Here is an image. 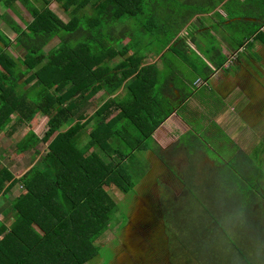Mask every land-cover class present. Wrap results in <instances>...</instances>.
Returning <instances> with one entry per match:
<instances>
[{
	"label": "trees",
	"instance_id": "1",
	"mask_svg": "<svg viewBox=\"0 0 264 264\" xmlns=\"http://www.w3.org/2000/svg\"><path fill=\"white\" fill-rule=\"evenodd\" d=\"M14 1L29 20L13 7ZM55 1L67 21L49 7V0H0V22L14 33L11 40L0 27V132L26 127L13 151H31L33 159L19 177L0 159V205H5L0 264L89 263L98 254L96 240L122 224L118 217L124 213L111 189L137 193L123 164L130 154L120 147L128 144L132 153L148 149L146 140L153 142L152 132L174 109L185 108L200 76L207 78L228 62L227 55L205 41L210 30L199 32L197 26L186 33L200 14L224 0ZM234 10H224L227 20ZM258 22L262 26L264 17ZM11 42L16 55L8 49ZM167 52L192 80H175ZM151 56L162 66L149 61ZM44 117L47 129L40 136L34 129ZM42 142L44 150H37ZM166 151L171 155L169 149L160 154ZM14 188L19 189L15 195ZM206 213L202 223L166 226L178 241L177 264H252L232 237L238 256L223 259L222 249L231 246L228 235L213 212ZM166 217L168 224L176 220L171 210Z\"/></svg>",
	"mask_w": 264,
	"mask_h": 264
},
{
	"label": "rangeland",
	"instance_id": "2",
	"mask_svg": "<svg viewBox=\"0 0 264 264\" xmlns=\"http://www.w3.org/2000/svg\"><path fill=\"white\" fill-rule=\"evenodd\" d=\"M49 1V7L63 21H67L69 18L67 13L63 9H60V7L57 5L58 3L55 0ZM262 1L263 3L261 4ZM235 2V0H228L226 4L221 6V10L224 12V10L226 9L234 8L235 4H237ZM255 5L257 6L254 10L253 8ZM13 7L17 11H19L21 16L25 20L30 19L29 14L18 1L13 2ZM186 7L188 6L184 5V8ZM257 8L261 9V12H258ZM233 16L234 17L230 20H225V17H219V15L217 14L213 15L212 18L204 17L202 23H211V29L217 33L215 34L214 32H212L210 38H206L205 41L207 43L211 41L208 46H211L213 44L220 45V39L218 38V35L227 33L230 38L232 37L231 40L234 42L235 50H237L239 47L238 43L243 42L241 44L242 50H240L237 55L239 56V58H246L247 54H249V57L245 61L247 63L246 66L248 69V74L254 75L256 78H259L258 82L262 84V96H264V62L260 58V54L258 53V51L256 49H252L251 47L252 40H263L264 43V30H260L261 23L251 21L230 22L235 18H251L256 20L264 17V0H247L244 5L240 6V8H235V10L233 11ZM212 19H218L219 21L217 23H212ZM0 27L2 30L7 32L10 39L13 40L14 33L9 28H7V26L3 22H0ZM196 27V23H191V25L187 27L186 33H188L187 31L190 30H196ZM197 31H201V29ZM255 32L257 34H254ZM163 39L164 38L161 37V40ZM126 41L127 39H124L123 42ZM12 42L10 43L11 45L8 47V49L10 50V52L16 55L14 44ZM55 42H57L56 39L53 40L49 45H47L45 50H49V48H51V46H53ZM156 43L158 44V41H156ZM226 55L230 59L232 53H227ZM166 56L168 62H171L172 65L176 68V75H178L176 76V81H179L183 78L187 80L193 79V75H186L188 71H184L183 66L178 67V64L176 63L177 57L172 56L170 52H167ZM117 60L119 59H112L113 62H116ZM155 60L161 67L162 65L159 62L158 58L151 56L149 59V61ZM164 73L167 74L166 72ZM164 73L161 74V77H164ZM199 83L200 81L198 82V84ZM240 91L243 92L241 89ZM159 95H161V92L159 93ZM196 95L205 99L202 110L207 113L208 109L216 110L219 107L226 109L221 113L224 114V116L221 115V117H219L220 119L216 118V122L214 121L213 123L212 119H210L209 121L207 120V118H209V115L201 114V116H193V119L190 120V124L196 131L185 132L182 136H180L178 143L169 148L171 154L177 155L178 158H182H179L181 161V169H185V166L187 168V162H189V166L195 168L194 171L190 170V172H188L185 170L179 172L177 170L178 164H180L177 162L178 159L175 160L176 158H169L170 154H168L167 151L163 153L164 155L159 154V156L161 157L159 159H162L165 167L169 172L171 171L170 173L175 179H177L178 176L183 179L191 178V180L189 181L184 179L186 190L184 191L185 193H182V195L186 194V196L182 198L184 206L179 207L177 210H175V213L178 216V218L176 219L180 221L179 223H182L181 219H184L183 221H186L187 223L196 224V216L198 218V222H200V220L204 221L207 216L206 211L210 209L211 212H213L214 217L218 219L217 222H220L219 226L222 227V229H224L225 233L228 235V237H226V240L230 245L231 241L229 239L230 237H232V229L236 232V234L238 232L245 238V251H247V249L248 251H253V246L256 244L259 238L263 237L264 234V117L260 119L257 118L255 119L256 122L251 126H246L244 122H241V117L235 116V111H233L231 107L227 106V103L224 102L219 92L216 91L213 87H207L203 85L196 91ZM176 96L177 94L175 95V97ZM206 98H209L207 99L208 101L206 100ZM229 103L230 102H228V104ZM204 120L208 121V123L206 122V124H204ZM46 121L47 117L42 118L39 124L34 129L40 136H42L44 131L47 129ZM217 123H219L221 126L222 124L225 126L231 125L233 123L232 125L234 128L219 127L220 125L217 126ZM173 125L174 124H172V126ZM210 126H213L214 129L212 133L210 132ZM26 129V127L18 128L15 129L14 132L12 131L11 134L7 133V138L5 136L2 137L3 142L5 141V150L4 152L0 150V159L10 160V156L12 162L21 159L20 161L24 163L23 168H25L29 165V163L32 162L33 159L31 157V151L30 153H21L18 156L16 155L17 153H15L16 151H13L16 141H18L22 137ZM231 137H234L239 147L236 145L235 141L231 140ZM150 141L151 140H146V142L144 143L147 145L148 149L153 148V143ZM45 146L46 143L42 142L37 146V150L43 151ZM198 147L201 148L199 150H201L203 155L206 156V159L209 162H212L213 166L215 167L213 173H211V171L206 168L205 172L208 174V176L207 180H203V178V181L199 179V175L196 176L195 171H197L199 167H205V165H203L202 161L199 162L201 160L200 158L198 161H192L193 157L196 156V149ZM7 148L9 150H7ZM19 148L21 147L18 146L17 151L19 150ZM120 148L122 152L130 154L128 156V159L124 160L123 164L128 173V178H130L132 181H135V186L138 187L141 184L143 178L150 171V168L146 167L148 163L146 150L148 149H138L132 153L131 146H128V144L123 145ZM29 157L30 159H26ZM37 158L39 157H36V159ZM144 162L147 163L145 164ZM9 168L13 171L16 177H19V175L24 173L18 170L17 165L10 166ZM241 173L244 177L241 175ZM175 175L178 176L176 177ZM194 179L197 184L202 182L199 187L200 194L199 192H194V190L191 189L193 187L192 180ZM163 188L164 187L159 185V190H163ZM13 190L14 192H12V194L15 195L19 189L17 188L15 190L14 188ZM111 191L117 197L115 200L117 201L118 206L122 208V211L124 213L123 216L119 215L118 217V220L122 224L119 227L117 226V228L113 227V229L109 231L107 230L106 232H104V235H102V237L96 240V243L99 246L98 254L92 259L93 261L91 260L92 262L90 261L91 263L89 262L87 264H110V262L113 261L115 257L114 248L115 246H118L119 241H121L119 238L123 234L122 230L127 223V216L134 205L133 203L135 201L136 194L128 192L124 195L115 187L113 190L111 189ZM246 191L251 194L246 193ZM196 195L198 196L199 200L198 198L196 199ZM187 201L188 204L186 205ZM211 202L213 203L211 204ZM253 206H256L257 208L251 210L250 207ZM3 208H5V205H0V219L2 221L4 220V212L2 210ZM210 221H212V219H209V222ZM165 226H171V229H174L172 220H170L169 224L166 223ZM194 231L197 233L198 228H196ZM174 234V231H171L166 234V238H168V236L169 238H173ZM161 240L162 241H160V243L162 244L166 242L165 240H163V238ZM170 242L172 241L167 239V244ZM260 245H262V243H260ZM216 246L217 245L213 246V248H215ZM167 247L168 249L174 248L169 246ZM222 250L224 256L223 259L226 262L229 261L231 257L238 256V254L236 253V248L234 249V246L232 245L228 250ZM254 252L256 251L254 250ZM259 253L260 255L264 256V250L260 251ZM256 254L258 255L257 252ZM176 257L177 253L174 254L172 258L168 256L169 262L171 264H177L178 261L176 260ZM259 257L260 256L258 255V258ZM241 264H246V262L242 261ZM262 264H264L263 261Z\"/></svg>",
	"mask_w": 264,
	"mask_h": 264
},
{
	"label": "crops",
	"instance_id": "3",
	"mask_svg": "<svg viewBox=\"0 0 264 264\" xmlns=\"http://www.w3.org/2000/svg\"><path fill=\"white\" fill-rule=\"evenodd\" d=\"M224 1H226V0H224ZM222 3L220 5H218L211 12L209 11L207 13L200 14L201 20H199L197 22V26L200 27L201 31L210 30L209 35L210 34L212 35V32H214V31L211 29V26H210L211 23L210 24H203L202 20H203L204 17L212 18V16L215 15L214 12H217L218 13L217 15H220L223 18L225 17V20H227L225 11L223 12L221 10ZM244 3H245V0H239V2L237 4H235V8H238L239 6L244 5ZM262 3H263V1L261 2V4ZM256 6L257 5H255L254 8H253L254 10H255ZM257 10H258V12H261V9L257 8ZM234 20L247 21V22H250V21L251 22H256L257 21L258 22L260 19H256L255 20V19H251V18H244V19L235 18ZM217 21H219V20L218 19H215V20L212 19V23H217ZM183 33H185V31ZM214 33L217 34L216 32H214ZM227 37H228L227 33L222 34V35H218V38L220 39V41H219L220 45L219 44H215V45L220 49L221 53H223L225 55L227 53H232V56H234L233 54L236 51L239 52L240 50H242V45H240L238 47V49L235 50L233 41H228L226 39ZM187 42L192 48H194L196 51H198V47L194 43H191V42L189 43L188 40H187ZM251 44H252V46H251L252 49H256L258 51V53L261 54V55L264 54V43H263V40L262 41L261 40H252ZM202 46H203V44H202ZM232 56H231L230 59H229V57H227V61L228 62H230V60L232 59ZM210 67L213 68V66L211 64H210ZM240 68H241V70H240V72H238L239 74H235L231 70H227V68H222V69L214 70L212 73H210L208 75L207 78H203L202 76H200V79L202 80V82H201L202 84L197 86V90L203 85H205L207 87H210V86L213 87L216 91L219 92V94L221 95V97L224 100V102L227 103V106L231 107V109L233 111H235V116L236 117H241V119L246 117V119L248 121H250L249 125L245 122L246 126H251L253 123L256 122V120L254 118V116L256 114V109H257V111H260L262 109V112H263L264 111V104H262L260 108H255L251 103H249L243 97L242 94H240L238 91H233L238 86L235 88V85H232V81H234L235 78L237 76H239L240 74H242V75L245 74L246 73L245 70H247V66L246 65H242ZM204 75H205V73H204ZM170 87H171V85H170ZM257 87H258V93L254 94V95H260L262 93V89H261L260 85H258ZM175 92L178 95L177 90L174 89V93ZM251 98H253V100L256 99L255 97H251ZM206 100H207V98H206ZM228 102H230V103L228 104ZM184 103H185V108H183L182 110L181 109L178 110L177 108L174 109L172 111V113L160 125H158L154 129V131L152 132L151 136H152V139H153V142H152L153 143V148H150V149L146 150L148 168H150V171H152L154 173L153 179H151V181H154L159 176V174L161 172H164L163 168L161 167V165L158 162H156L155 159L153 158L152 153H155V155L159 159V158H161L159 156L160 150L169 149L170 147H172L175 144H177L178 141H179L180 136H182L185 132H187V131L195 132L196 130H194L193 126L190 124V120L193 119V116H195V115L201 116V114L209 115V118H207V120L209 121L210 119H212V123H213L214 121L216 122V118L220 119L219 117H221V115L224 116V114H221V113L226 109V108L224 109V108L219 107L216 110L208 109V113L205 112L204 110H202V108L204 106V103H205V99L200 97V96H197L196 92H194L192 95H190L188 98H186ZM184 103L182 105H184ZM235 106H237V107H235ZM208 121L204 120L203 123L206 124V122L208 123ZM172 124H174V125L172 126ZM232 124L231 125H225V126L222 124V126H221L219 123H217V126L220 125L219 127L234 128ZM249 129H251V128H249ZM213 131H214L213 126H210V132L212 133ZM4 136L7 138L8 135H7V133L5 131H1L0 132V139H1L0 150H2V152H4V150H5V145H4L5 141L3 142V138H2ZM231 140L235 141L236 145L238 146V143L234 139V137L233 138L231 137ZM234 147H236V146H234ZM157 148L159 150V153H157V151H156ZM208 148H210V147H208ZM199 149H201V148L198 147L196 149V156L193 157L192 161H198L199 158H200L201 160L199 162L202 161L203 165H205V167L204 166H202L201 168L199 167L198 170L195 171L196 176L199 175V179H201V181H203V180H207V176H208V174L205 172L206 168L209 171H211V173H213V171L215 170V167L213 166L212 162H209L206 159V156H204L202 151L199 150ZM7 150H9V149L7 148ZM20 154H16V155L18 156ZM169 158H171V159H175L176 158L175 160L178 159V161H177L178 163H180L181 162L180 159H182L181 157H179L180 158L179 159L177 155H173V154H171L169 156ZM26 159H30V157L26 158ZM20 160L12 162L11 161V156H10V160H4V161L2 160L1 162L3 163V165H5V164H7L9 166L17 165L18 170H20L22 172H25L31 166V163H29L28 166L23 168L24 163L21 162ZM160 160L162 161V159H160ZM25 161H28V160H25ZM149 162H150V164L153 165V167H150ZM224 162H225V160H224ZM224 162H222V163H224ZM162 163H163V161H162ZM187 163H188V167L186 168V166H185V169H181L180 168L181 163L178 164V167H177L178 169L177 170L179 172L185 171V170L188 171V172H190V170L194 171L195 168L194 167H190L189 166V162H187ZM241 175H242V173H241ZM170 179H172V181H173V187H170V189L172 188L171 190H172V192L175 195L174 197H175L176 206L177 207H183L184 206V204H183L184 202L182 201L183 200L182 198H184L186 196V194L182 195V193H185L184 191L186 190V186L184 185V179L185 178L183 179L180 176H178L177 179H175L173 177V175H170ZM185 180L189 181V180H191V178L190 179L187 178ZM186 183H188V182H186ZM201 183L202 182L197 184L195 179L192 180V186H193L192 190H194V192H197V189L200 187ZM170 194H171V191H170ZM191 197H193V196H191ZM187 204H188V201L186 202V205ZM250 208H251V210H253V209L257 208V207L253 206V207H250ZM231 232H232V238L235 239L234 242L236 241L237 244H241L244 247V250H245L246 249V247L244 246L245 245V242H244L245 238L242 235H240L238 232L236 234V232L233 231L232 229H231ZM255 242H256V240H255ZM260 243H262V245H260ZM253 247H254V250L260 256L259 258H258V255L256 254V252H254V250L253 251H248V249H247V251H245V252L247 253L248 257H250V260L252 261V264H255V263L256 264H262V261L264 262V256L260 255L259 252L264 250V234H263L262 238H259L257 240L256 244ZM254 254H255V257H254Z\"/></svg>",
	"mask_w": 264,
	"mask_h": 264
},
{
	"label": "flooded vegetation",
	"instance_id": "4",
	"mask_svg": "<svg viewBox=\"0 0 264 264\" xmlns=\"http://www.w3.org/2000/svg\"><path fill=\"white\" fill-rule=\"evenodd\" d=\"M260 30H264V28L262 29V26H261ZM254 34H257V33L255 32ZM237 53H238V51H236L233 54L234 56H232V59L230 60V62L225 63V65L223 66V68H227V70L233 69L231 71L235 74H239L238 72H240V70H241L240 67L242 65L247 64L245 61L249 57V54H247L246 58H239ZM260 58L264 62V54L263 55L260 54ZM245 72H246L245 74H243V75L240 74L239 76L236 77L237 79L235 78V80L232 81V85H235V88L238 86L233 91H238L240 94H242L243 97L249 103H251L255 108H260L261 105L264 104V96H262V93L260 95H254V94L258 93V87L257 86L260 85V87H261L262 84L261 83L259 84V82H258L259 78H256L254 75L248 74V69L245 70ZM201 82H202V80L200 79V83L197 84V86L202 84ZM240 89L243 92H241ZM251 97H255L256 99L253 100V98H251ZM263 117H264V111L262 112V109L260 111H257V109H256V114H255L254 118L260 119ZM241 121L244 123L246 122L248 125L250 124V121H248L246 119V117L242 118ZM141 185H143L145 187L144 188H142V187L138 188L137 187L136 197L138 195L142 194L143 197H146L147 199H149V201H148L149 207H150L151 213L154 215V219L152 220L151 224L147 223V224H141L140 225V229L143 231H145L148 228H150V230H151V234L147 235L144 238V242H145L146 246H145L144 255L141 258L142 259L141 261L142 262L144 261L143 264H146L147 262L149 263V261H150L149 264H151V260L157 256V253L160 251V249L163 245L162 243H160V241H162L161 239L163 238V240H165V241H166V239H169V236H168V238H166V234H167L166 228L167 227L165 226L167 223V217H166L167 210L168 211L171 210L173 218L174 217L178 218L177 214L175 213V210H177L179 207L176 206L175 197H174L175 195L171 190L172 188L170 189V187H173V181H172V179H170V174L161 172L159 174V176L156 178V183H155V180L151 181V179H150V180H147L146 182H142ZM159 185L164 187L163 190H159ZM166 191L169 193L171 191V194L168 193L167 199L165 200L164 196H165ZM135 200H136V198H135ZM132 209H133V207L131 208V210ZM183 220L184 219H181V222L188 224L186 221H183ZM201 221L202 220H200V222H198V218H197L198 223H202ZM179 222H180L179 220L173 219L172 220L173 228L175 227L174 224L178 225ZM199 232H200V228H199ZM140 233H141V231L139 232V234ZM122 238H123V236L121 235L119 238L121 241L118 240L119 245L115 246V248H114L115 253L121 250L120 243H122ZM175 238L176 237L174 235L173 239L171 240L172 242L168 243L167 246L171 245L172 247L175 248V244L178 242V241H176ZM174 248L168 249L170 258H172V256L175 254ZM112 262L113 261H111L110 264H112Z\"/></svg>",
	"mask_w": 264,
	"mask_h": 264
},
{
	"label": "water",
	"instance_id": "5",
	"mask_svg": "<svg viewBox=\"0 0 264 264\" xmlns=\"http://www.w3.org/2000/svg\"><path fill=\"white\" fill-rule=\"evenodd\" d=\"M152 156L155 159V161L161 165L164 173H168L172 175L170 173L171 171L169 172L167 170V168L162 163V161L158 159V157L154 153H152ZM150 167H153V165L150 164ZM153 176L154 173L152 171L148 172L141 181V183L153 179ZM155 183H156V179H155ZM141 187L144 188L145 186L140 184L138 188ZM148 201L149 199L143 197L142 194L136 197V200L134 201L133 209L131 210L130 214H128L127 223L122 230L123 238H122V243H120L121 250L115 253V257L113 259L112 264H143L144 263V261L143 262L141 261L146 246L144 242V238L147 235L151 234V230L150 228H148L145 231H143L140 229V225L147 223L151 224L152 220L154 219V215L151 213ZM140 231L141 233L139 234ZM168 256H169V252H168L167 239H166V242L163 243L160 251L157 253V256L151 260V264H171L169 262Z\"/></svg>",
	"mask_w": 264,
	"mask_h": 264
},
{
	"label": "built area",
	"instance_id": "6",
	"mask_svg": "<svg viewBox=\"0 0 264 264\" xmlns=\"http://www.w3.org/2000/svg\"><path fill=\"white\" fill-rule=\"evenodd\" d=\"M264 28V25L262 26V29ZM200 80L198 79L197 82L195 84H197Z\"/></svg>",
	"mask_w": 264,
	"mask_h": 264
},
{
	"label": "clouds",
	"instance_id": "7",
	"mask_svg": "<svg viewBox=\"0 0 264 264\" xmlns=\"http://www.w3.org/2000/svg\"><path fill=\"white\" fill-rule=\"evenodd\" d=\"M263 25H264V24H263ZM263 25H262V26H263Z\"/></svg>",
	"mask_w": 264,
	"mask_h": 264
}]
</instances>
